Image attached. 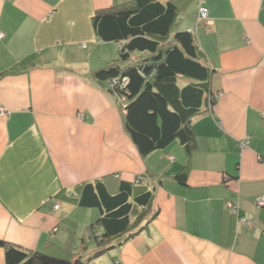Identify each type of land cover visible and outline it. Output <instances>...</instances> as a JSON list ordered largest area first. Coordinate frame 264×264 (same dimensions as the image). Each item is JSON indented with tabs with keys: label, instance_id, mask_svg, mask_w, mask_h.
<instances>
[{
	"label": "crops",
	"instance_id": "0c3cea01",
	"mask_svg": "<svg viewBox=\"0 0 264 264\" xmlns=\"http://www.w3.org/2000/svg\"><path fill=\"white\" fill-rule=\"evenodd\" d=\"M129 1L0 0V240L89 259L103 234L91 227L100 212L71 195L96 181L114 195L141 176L150 209L134 237L116 239L91 264H264V207L256 204L264 195V0H155L177 7L175 27L193 33L217 95L193 120L190 154L175 141L147 157L126 131L120 99L93 76L125 63L92 18Z\"/></svg>",
	"mask_w": 264,
	"mask_h": 264
},
{
	"label": "trees",
	"instance_id": "16d2710c",
	"mask_svg": "<svg viewBox=\"0 0 264 264\" xmlns=\"http://www.w3.org/2000/svg\"><path fill=\"white\" fill-rule=\"evenodd\" d=\"M178 9L155 0H132L98 10L93 28L102 42L119 43L122 65L96 70L93 76L113 83L124 113L130 139L142 157L178 141L190 154L196 147L193 120L211 112L216 95L211 88L213 72L202 59L192 32L175 27ZM145 54L131 60L135 54ZM143 177L122 181L112 195L101 181L84 183L70 197L86 209H97L100 217L91 227L103 234L95 238L98 250L89 259L57 258L45 252H29L0 240L6 264H90L109 251L116 239L141 224L150 209L153 193L142 185ZM183 180V175L177 176ZM135 220V221H134ZM67 253L70 251L64 248Z\"/></svg>",
	"mask_w": 264,
	"mask_h": 264
},
{
	"label": "built area",
	"instance_id": "2783aa9c",
	"mask_svg": "<svg viewBox=\"0 0 264 264\" xmlns=\"http://www.w3.org/2000/svg\"><path fill=\"white\" fill-rule=\"evenodd\" d=\"M208 13L209 12H208V9L207 8L201 7L200 10H199V12H198V15H197L198 16V20L200 22H202V21H205L206 22L207 19H208ZM4 37H5V35L2 32H0V40L4 39ZM118 82H119L118 80H115L113 83L110 84V87L113 88L114 87V84H117ZM246 146H248V142L247 141H243L241 143V147L242 148H245ZM169 159H170L171 162H174L175 161V159L173 157H170ZM256 204H257L258 208L264 207V195L257 198ZM227 206L232 211H238V206L235 205L234 203H228ZM58 208H59V206H56L55 207V209H58ZM241 222L243 224H246V220L245 219H242Z\"/></svg>",
	"mask_w": 264,
	"mask_h": 264
},
{
	"label": "rangeland",
	"instance_id": "374dc122",
	"mask_svg": "<svg viewBox=\"0 0 264 264\" xmlns=\"http://www.w3.org/2000/svg\"><path fill=\"white\" fill-rule=\"evenodd\" d=\"M136 58H138V57H136ZM62 230H63V229H62ZM62 230H61V231H62ZM92 233H93V232H92ZM89 244H91L92 246H95V245H94V234H92V241H91L90 243H88V245H89ZM94 248H95V247H93V249H94ZM90 249H91V251H92V247H91ZM106 259H107V256H105V259H104V260H106ZM90 264H91V263H90Z\"/></svg>",
	"mask_w": 264,
	"mask_h": 264
}]
</instances>
